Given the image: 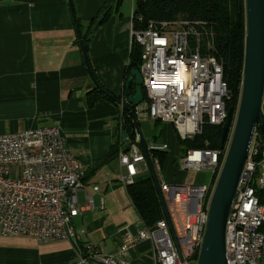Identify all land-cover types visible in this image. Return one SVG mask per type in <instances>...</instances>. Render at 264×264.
<instances>
[{"label": "built area", "instance_id": "obj_1", "mask_svg": "<svg viewBox=\"0 0 264 264\" xmlns=\"http://www.w3.org/2000/svg\"><path fill=\"white\" fill-rule=\"evenodd\" d=\"M179 21L131 27V38L142 49L139 72L148 100L145 109L137 105L132 112L135 117L144 115L171 124L181 139H190L200 134L204 124L225 122L229 90L222 80L221 61L212 51L206 56L199 51L198 44L207 33L198 22ZM127 104L124 96L119 97L122 130ZM255 134L226 219V264H264V147L260 135L254 139ZM145 148L150 156L165 150L167 144L148 142ZM226 150L227 145L187 149L179 169L218 175ZM118 160L125 170L121 182L132 184L139 165L146 161L137 131L126 148H119ZM83 176L82 163L66 149L57 126L0 134V235L31 237L40 244L70 241L79 253L74 264H131L129 250L146 240L152 244L155 264H190L197 256L207 221L211 176L202 183L159 184L171 231L165 217L151 228L140 222L115 253L94 245L80 251L75 244L72 218L92 202L85 190L84 205L78 202Z\"/></svg>", "mask_w": 264, "mask_h": 264}, {"label": "crops", "instance_id": "obj_2", "mask_svg": "<svg viewBox=\"0 0 264 264\" xmlns=\"http://www.w3.org/2000/svg\"><path fill=\"white\" fill-rule=\"evenodd\" d=\"M105 1L71 2L85 25ZM131 2L127 10L121 0L97 27L86 45V59L77 43L68 0H0V134L44 126L59 128L66 149L84 169V189L77 193L78 202L84 205V190L92 200L72 218L75 244L83 250L94 245L115 253L141 222L127 185L120 180L125 170L118 160L123 146L118 106L102 96L92 106L86 101L95 81L112 95L127 99L124 89L129 77L134 0ZM133 92L131 84L130 94ZM135 120L144 143L152 142L155 120L144 115H136ZM160 124L163 127L156 142L167 144L162 166L153 154L149 156L158 183H191L184 174L193 171L181 170L176 164V157L181 156L180 137L171 124ZM132 138L126 136L128 144ZM139 167L135 180L150 173L147 160ZM78 259L70 241L40 244L31 237L0 235V264H74ZM127 260L155 264L151 242L137 243Z\"/></svg>", "mask_w": 264, "mask_h": 264}, {"label": "trees", "instance_id": "obj_3", "mask_svg": "<svg viewBox=\"0 0 264 264\" xmlns=\"http://www.w3.org/2000/svg\"><path fill=\"white\" fill-rule=\"evenodd\" d=\"M72 0H68L73 24L75 26L77 43L88 45L97 27L103 24L111 13L121 2V0H106L99 11L85 25L75 15ZM243 1L244 0H134L132 11V25L134 29L145 28L148 22H173L177 20H187L198 22V27L204 29L207 33L205 38L213 44L212 52L223 63V80L226 82L232 100L228 103L227 108L232 107L235 99L238 97L242 81V62H243ZM240 9V24L236 21V12ZM141 47L132 40L130 60L127 67V73L131 69H139L141 64ZM86 59H88L86 57ZM88 68L90 67L89 62ZM90 69V68H89ZM91 70V69H90ZM89 70V71H90ZM91 73V71H90ZM94 73V72H93ZM93 73L91 74L93 76ZM95 79V77L93 76ZM96 86L87 94L86 101L92 106L96 99L104 97L118 103L119 97L112 95L98 81ZM126 107L123 113L124 127L126 136L133 137V132L138 130L134 124L133 117L130 115L134 107ZM261 108L264 110V99ZM160 121L155 120L153 123L154 134L152 142H156L161 128ZM127 127H129L127 129ZM222 127L204 124L201 134L195 135L190 139H180L181 155L188 148H220V135ZM157 143V142H156ZM166 151H155L153 157L157 159L161 167ZM128 195L146 227H153L155 223L163 217L161 204L159 202L153 180L150 173L132 184L127 185ZM79 250L83 246L78 245ZM196 259V254L194 255Z\"/></svg>", "mask_w": 264, "mask_h": 264}, {"label": "water", "instance_id": "obj_4", "mask_svg": "<svg viewBox=\"0 0 264 264\" xmlns=\"http://www.w3.org/2000/svg\"><path fill=\"white\" fill-rule=\"evenodd\" d=\"M236 21L240 24L241 13L239 8L236 12ZM243 22L244 39L240 102L235 123L228 139L225 157L211 193L207 221L195 264H226L224 255L226 219L257 126L260 135L264 138V116L261 113L262 100L264 99V0H244ZM81 50L85 58V43L81 45ZM131 84H134L133 94H130ZM142 84L143 80L139 69H131L124 89V95L127 97L129 106L135 107L142 101ZM126 109L130 110L127 105ZM231 113V109H228L227 118L222 125L221 147L229 135ZM130 115L133 117L134 124L137 125L133 112L130 111ZM137 133L163 214L171 231L169 217L154 168L146 152L144 140L138 130ZM121 139L123 147H126L128 144L126 131H122Z\"/></svg>", "mask_w": 264, "mask_h": 264}, {"label": "rangeland", "instance_id": "obj_5", "mask_svg": "<svg viewBox=\"0 0 264 264\" xmlns=\"http://www.w3.org/2000/svg\"><path fill=\"white\" fill-rule=\"evenodd\" d=\"M131 4H132V2H131V0H123V3L121 4V6H122V8L123 9H129L130 8V6H131ZM133 4H134V2H133ZM242 15H243V21H244V1H243V10H242ZM173 22H175V21H173ZM177 22H180L179 20L178 21H176L175 23H177ZM174 24V23H173ZM243 24H244V22H243ZM133 26V25H132ZM203 42H205V44H203ZM198 46H199V51H200V53H201V55H203V56H206L207 54V52H214V50H213V44L211 43V41L209 40V39H207V38H202L201 40H200V44H198ZM212 48V49H211ZM221 61V60H220ZM221 64H222V68H223V63H222V61H221ZM241 85H242V81H241ZM143 92V91H142ZM239 95H238V97L235 99V101H234V104H229V105H233L232 107H230V108H227V112H228V109H231V111H232V113H231V117H230V128H229V135H228V138L230 137V135H231V129H232V127H233V125H234V123H235V119H236V115H237V111H238V106H239V102H240V94H241V86H240V91H239V93H238ZM231 94L229 93V98H228V100H227V103H226V106L228 105V103L232 100V98H231ZM147 96H146V94H145V92H144V95H143V99H142V101L138 104V106L140 105L141 107H142V109H145V107L147 106ZM134 110V109H133ZM144 111V110H143ZM261 113H262V115L264 116V110L261 108ZM135 117V116H134ZM226 118H227V113H226ZM226 120V119H225ZM205 123H207V122H205ZM224 124V123H223ZM222 124V125H223ZM210 125V124H209ZM222 125L220 126V127H222ZM216 126V125H215ZM159 127H163V125H161V124H159ZM134 134H135V131L133 132ZM256 133V134H255ZM258 133V134H257ZM134 134H133V136H134ZM138 134V133H137ZM254 134H255V137H254V139L256 138L257 140H258V137H259V135H260V133H259V131H258V126L256 127V130H255V132H254ZM254 134H253V136H254ZM257 135H258V137H257ZM139 136V135H138ZM260 141H261V145L264 147V138L260 135ZM253 138V137H252ZM181 139V138H180ZM227 142V141H226ZM139 145H140V149L142 150V147H141V144H140V139H139ZM225 146H226V143H225ZM261 146V147H262ZM205 148V147H204ZM250 148V147H249ZM188 149H192V148H188ZM199 149H201V148H199ZM142 152H143V150H142ZM186 152V151H185ZM185 152L180 156V157H176V164H179V162H180V158L185 154ZM144 153V152H143ZM147 160V159H146ZM246 161V160H245ZM221 163H223V161L221 162ZM245 163V162H244ZM244 166V165H243ZM160 167V166H159ZM178 168H179V166H178ZM221 168V167H220ZM210 173L209 172H188L187 174H184V178H186L187 180H189V181H191V183H202V182H208V180L210 179ZM212 178H211V180H210V187H209V191H211V193H212V190H213V187H214V185H215V181H216V178H217V174L216 175H212L211 176ZM186 182V181H185ZM210 197H211V195H210ZM210 197H209V201H210ZM193 258H191V261H190V264H195L196 262H195V260L193 259Z\"/></svg>", "mask_w": 264, "mask_h": 264}, {"label": "bare ground", "instance_id": "obj_6", "mask_svg": "<svg viewBox=\"0 0 264 264\" xmlns=\"http://www.w3.org/2000/svg\"><path fill=\"white\" fill-rule=\"evenodd\" d=\"M222 76H223V69H222ZM222 80H223V79H222ZM223 82H224L225 85H226V82H225L224 80H223ZM226 87H227V85H226ZM220 88H223L222 85H221V83H220ZM227 89H228V87H227ZM142 91H143V89H142ZM220 93H221V91H220V90H217V94H220ZM142 94H143V92H142ZM143 95H144V94H143ZM135 107H136V106H135ZM203 126H204V125L201 126V129H200L201 131H202ZM200 134H201V132H200ZM228 139H229V138L226 139L227 142L225 141V143H226L227 146H228ZM225 143H224L223 146H225ZM163 151H164V150H163ZM207 213H208V212H207ZM167 223H168V222H167ZM168 226H169V225H168Z\"/></svg>", "mask_w": 264, "mask_h": 264}]
</instances>
